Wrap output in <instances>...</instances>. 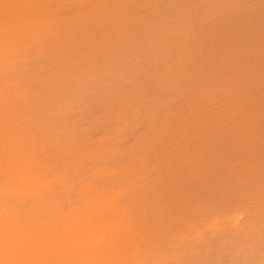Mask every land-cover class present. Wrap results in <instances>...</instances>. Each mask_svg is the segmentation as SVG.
<instances>
[{
    "label": "rangeland",
    "instance_id": "obj_1",
    "mask_svg": "<svg viewBox=\"0 0 264 264\" xmlns=\"http://www.w3.org/2000/svg\"><path fill=\"white\" fill-rule=\"evenodd\" d=\"M31 2L32 19L18 25L13 44L19 48L11 57L4 49L7 40L0 41L5 58L0 57V122L6 123L0 124V164L7 160V138L9 145L18 140L35 159L42 157L32 172L49 168L45 173L53 181L47 192L1 193L0 209L20 210L35 225L55 217L65 222L70 209H81V201L117 191L116 206L128 215L134 210L129 222L140 234L135 233L148 235L143 248L146 244L159 259H150L152 264H264V0ZM14 10L23 12L19 6ZM6 13L0 10V22ZM67 161L75 164L63 170ZM3 167L0 182L14 184ZM95 169H106L107 176L104 170L100 177L96 171L92 175ZM86 183L98 187L89 192ZM236 212L240 216L233 222Z\"/></svg>",
    "mask_w": 264,
    "mask_h": 264
},
{
    "label": "bare ground",
    "instance_id": "obj_2",
    "mask_svg": "<svg viewBox=\"0 0 264 264\" xmlns=\"http://www.w3.org/2000/svg\"><path fill=\"white\" fill-rule=\"evenodd\" d=\"M2 1V0H1ZM9 1V2H8ZM7 2L5 1V3L7 4L6 6L5 5H3L2 6V3H1V6H0V10H5V12L7 11L8 12V14H7V16H6V18H7V20H5V22L3 21V22H0V41H2V39L3 38H5L7 41H6V44L4 43V45H5V47H4V49L5 48H7L5 51H6V53H14V51L16 50V48L18 47L19 48V46H17L16 48H14L15 46H14V44H13V36H14V34H15V32H18L17 30H18V28H20V26H18V25H20L21 24V22L23 21V19H25V17H26V19H28V17L29 18H31L32 19V17L31 16H29L30 14V12H29V7L31 6L30 5V3L31 4H33L32 2H31V0H8ZM43 1V0H42ZM55 1V0H54ZM95 1V0H94ZM96 1H99V0H96ZM200 1V0H199ZM45 2H46V0H45ZM113 2V1H112ZM246 2V1H245ZM5 3H3V4H5ZM54 3V2H53ZM53 3H52V5H53ZM56 3V2H55ZM104 3H106V2H104ZM115 3H116V1H115ZM129 3V2H128ZM127 3V4H128ZM58 4V3H57ZM76 4V3H75ZM123 4V3H122ZM135 4V3H134ZM51 5V6H52ZM67 5V4H66ZM65 5V6H66ZM80 5V4H79ZM106 5V4H105ZM105 5L103 6V7H105ZM17 6H19L20 8H22L23 9V12H20V13H17V11H12V7L13 8H15V7H17ZM64 6V7H65ZM93 6H95V5H93ZM98 6V5H97ZM101 6H102V3H101ZM101 6H99V7H101ZM33 7V6H32ZM31 7V8H32ZM25 8H27L26 9V11L24 12V10H25ZM36 8V7H35ZM57 8V7H56ZM93 7H91V9H92ZM118 8V7H117ZM127 8V7H126ZM174 8V7H173ZM62 9V8H61ZM94 9V8H93ZM97 9V8H96ZM108 9V8H107ZM110 9V8H109ZM112 9V8H111ZM121 9V8H120ZM125 9V8H124ZM67 10V9H66ZM69 11V10H68ZM86 11H87V9H86ZM93 11V10H92ZM101 11V10H100ZM104 11H105V9H104ZM210 11V10H209ZM29 12V13H28ZM38 12V11H37ZM49 12V11H48ZM81 12H82V10H81ZM98 12V11H97ZM111 12V11H110ZM125 12V11H124ZM224 12V11H223ZM122 13V12H121ZM83 14V13H82ZM85 14H87V12H85ZM125 14H126V12H125ZM152 14V13H151ZM37 15H38V13H37ZM101 15V14H100ZM137 15H138V13H137ZM189 15V14H188ZM28 16V17H27ZM41 16V15H40ZM52 16V15H51ZM80 16V15H79ZM86 16V15H85ZM84 16V17H85ZM92 16V15H91ZM206 16V15H205ZM1 17V16H0ZM2 17H3V15H2ZM222 17V16H221ZM6 18H4V19H6ZM40 18V17H39ZM38 18V19H39ZM89 18V17H88ZM86 18L88 21H89V19H91V18ZM1 19V18H0ZM42 19H44V18H42ZM41 19V20H42ZM61 19V18H60ZM100 19H101V17H100ZM111 19V18H110ZM93 20V19H92ZM204 20V19H203ZM2 21V20H1ZM30 21V20H29ZM28 21V22H29ZM38 21V20H37ZM49 21V20H48ZM88 21H86L87 23H88ZM95 21V20H94ZM27 22V21H26ZM55 22V21H54ZM61 23L60 24H62V21H60ZM99 22V21H98ZM206 22V21H205ZM19 23V24H18ZM24 23V22H23ZM32 23V22H31ZM36 23H38V22H36ZM41 23V22H40ZM39 23V24H40ZM44 23V22H43ZM52 23V22H51ZM66 23V22H65ZM90 23H92V22H90ZM100 23V22H99ZM143 23H145V22H143ZM159 23V22H158ZM64 24V23H63ZM105 24V23H104ZM31 25V24H30ZM54 25V24H53ZM123 25V24H122ZM32 26V25H31ZM36 26H37V24H36ZM36 26H35V30H36ZM41 26V25H40ZM40 26L38 27V28H40ZM51 26H52V24H51ZM132 26V25H131ZM26 27V26H25ZM33 27V26H32ZM50 27V26H49ZM55 27H57V25L55 26ZM61 27H62V25H61ZM149 27V26H148ZM31 28V27H30ZM46 28V27H45ZM80 28H81V26H80ZM125 28V27H124ZM166 28V27H165ZM48 29V28H47ZM50 29V28H49ZM115 29V28H114ZM39 30V29H38ZM78 30V29H77ZM162 30V29H161ZM21 31V30H20ZM79 31V30H78ZM23 32H25V31H23ZM26 32H28L29 33V31H27L26 30ZM26 32L25 33H23V34H26ZM33 32V31H32ZM32 32H30V33H32ZM47 32V31H46ZM20 33V32H19ZM40 33V32H39ZM55 33V32H54ZM65 33V32H64ZM84 33H86V32H84ZM93 33V32H92ZM42 34V33H41ZM44 34V33H43ZM58 34V33H57ZM71 34V33H70ZM17 35V34H16ZM27 35H29V34H27ZM54 35V34H53ZM83 35V34H82ZM81 35V36H82ZM186 35V34H185ZM11 36V37H10ZM30 36H32V35H30ZM76 36V35H75ZM110 36V35H109ZM120 36V35H119ZM10 37V38H9ZM34 37V36H33ZM67 37V36H66ZM80 37V36H79ZM59 38V37H58ZM73 38V37H72ZM86 38V37H85ZM106 38V37H105ZM24 39V38H23ZM26 39V38H25ZM33 39V38H32ZM41 39V38H40ZM39 39V40H40ZM42 39H43V37H42ZM65 39V38H64ZM69 39V38H68ZM93 39V38H92ZM102 39V38H101ZM124 39V38H123ZM126 39V38H125ZM16 40V39H15ZM131 40V39H130ZM16 41H18V40H16ZM19 41H20V39H19ZM22 41V40H21ZM24 41V40H23ZM75 41V40H74ZM80 41V40H79ZM132 41V40H131ZM66 42V41H65ZM88 42V41H87ZM103 42V41H102ZM22 43V42H21ZM107 43V42H106ZM105 43V44H106ZM144 43V42H143ZM3 44V43H2ZM1 44V45H2ZM13 44V45H12ZM17 45H18V43H16ZM31 44V43H30ZM117 44V43H116ZM138 44V43H137ZM21 45V44H20ZM32 45H34V44H32ZM3 46V45H2ZM2 46H0V47H2ZM13 46V47H12ZM49 46V45H48ZM56 46V45H55ZM29 47V46H28ZM32 47V46H31ZM34 47V46H33ZM3 48V47H2ZM1 48V49H2ZM25 48V47H24ZM57 48V47H56ZM3 49V50H4ZM21 49V48H20ZM2 50V51H3ZM28 50V49H27ZM55 50H57V49H55ZM54 50V51H55ZM60 50V49H59ZM74 50H76V49H74ZM73 50V51H74ZM125 50V49H124ZM181 50V49H180ZM1 51V50H0ZM29 51V50H28ZM43 51V50H42ZM4 52V51H3ZM24 52H27V51H24ZM30 52V51H29ZM60 52V51H59ZM1 53V52H0ZM18 54V53H17ZM20 54H21V52H20ZM26 54V53H25ZM41 55V54H40ZM3 56H5V54L3 55ZM18 56V55H17ZM26 56V55H25ZM24 56V57H25ZM42 56V55H41ZM65 56V55H64ZM1 57V56H0ZM6 57V56H5ZM10 57H11V54H10ZM12 57H14V56H12ZM66 57V56H65ZM80 57V56H79ZM133 57V56H132ZM2 59L4 58V57H1ZM0 58V59H1ZM129 58V57H128ZM5 59V58H4ZM7 59H8V57H7ZM13 60V58H10V60ZM25 59V58H24ZM18 60V59H17ZM23 60V59H22ZM21 60V61H22ZM2 61V60H1ZM85 61V60H84ZM2 63H4V62H2ZM14 63V62H13ZM18 62H16V64H17ZM21 62H19V64H20ZM52 63V62H51ZM15 64V63H14ZM15 64V65H16ZM68 65V64H67ZM99 66V65H98ZM97 66V67H98ZM10 67V66H9ZM16 68V67H15ZM36 68V67H35ZM3 69V68H2ZM1 69V70H2ZM7 69V68H6ZM90 69V68H89ZM10 70H11V68H10ZM12 70H14V69H12ZM17 70H18V68H17ZM64 71V70H63ZM74 71V70H73ZM16 72H14V74H15ZM5 74H6V72H5ZM4 74V75H5ZM12 74V73H11ZM13 74V75H14ZM1 75V74H0ZM8 75V74H7ZM13 77V76H12ZM20 77V76H19ZM8 80H11V79H9V78H11V77H9V76H7L6 77ZM14 78V77H13ZM12 78V80H14ZM23 78V77H22ZM3 79V78H2ZM5 79V78H4ZM7 80V81H8ZM16 80V79H15ZM18 80V79H17ZM23 80V79H22ZM53 80V79H52ZM65 80V79H64ZM2 82V81H1ZM10 82H12V81H9V83ZM18 82V81H17ZM16 82V83H17ZM30 82V81H29ZM4 83V82H3ZM14 84V85H17V84ZM7 84H8V82H7ZM18 84H19V82H18ZM6 85V84H5ZM10 85V84H9ZM0 87H1V85H0ZM2 87H4V86H2ZM16 87V86H15ZM5 88V87H4ZM4 88H2V89H4ZM7 88V87H6ZM1 89V88H0ZM14 90V89H13ZM2 91V90H1ZM28 91H30L29 89H28ZM5 91H3V93H4ZM17 93V92H16ZM7 94H8V92H7ZM33 94H34V92H33ZM14 95H15V92H14ZM18 95V94H17ZM20 95V94H19ZM22 95V94H21ZM37 95V94H36ZM7 96V95H6ZM24 96V95H23ZM31 96V95H30ZM9 97V96H8ZM22 99H23V97L22 96H20ZM28 97V96H27ZM39 97V96H38ZM19 98V96L17 97V99ZM26 98V97H25ZM28 98H30V97H28ZM6 99V98H5ZM8 99V98H7ZM21 99V100H22ZM32 99V98H31ZM120 99V98H119ZM3 100V99H2ZM1 100V101H2ZM16 100V99H15ZM25 100V99H24ZM11 101V100H10ZM26 101V100H25ZM31 101V100H30ZM29 102V101H28ZM27 102V103H28ZM3 103V102H2ZM5 103H6V101H5ZM35 103V102H34ZM19 104H23V103H19ZM18 104V105H19ZM32 105H33V103H31ZM43 104V103H42ZM6 105H8V104H6ZM10 105V104H9ZM27 105V104H26ZM37 105V104H36ZM15 106V105H14ZM31 106V105H30ZM45 106V105H44ZM35 107V106H34ZM7 108V107H6ZM2 109H4V108H2ZM11 109H12V107H11ZM15 109V108H14ZM13 109V110H14ZM18 109V108H17ZM21 109V108H20ZM28 109V108H27ZM4 111V110H3ZM29 111V110H28ZM9 113L11 112V111H8ZM15 112H18L17 110L15 111ZM31 112V111H30ZM35 111L33 110V112H32V114L34 113ZM42 112V111H41ZM21 114V113H20ZM22 114H24V113H22ZM31 114V113H30ZM50 114V113H49ZM10 115V114H9ZM15 116H17V115H15ZM23 116V115H22ZM32 116V115H31ZM49 116V115H48ZM2 117H3V115H2ZM2 117H1V119H2ZM21 117V116H20ZM27 117V116H26ZM47 117V116H46ZM99 117V116H98ZM6 118V117H5ZM10 118V117H9ZM34 118V117H33ZM12 119V118H11ZM21 119H23V118H21ZM27 119H28V117H27ZM34 119H37V118H34ZM6 120H7V118H6ZM5 120V121H6ZM38 120V119H37ZM46 120V119H45ZM124 120V119H123ZM12 121H15V119L14 120H12ZM19 121V120H18ZM29 121V120H28ZM35 121V120H34ZM41 121V120H40ZM126 121V120H125ZM3 123H5V122H3L2 121V123L0 122V124H3ZM17 123V122H16ZM25 123V122H24ZM6 124V123H5ZM11 123H9L8 124V126L10 125ZM13 124V123H12ZM11 124V125H12ZM23 124V123H22ZM31 124V123H30ZM39 124H40V122H39ZM51 124V123H50ZM16 125V124H15ZM29 125V124H28ZM48 125V124H47ZM53 125V124H52ZM2 126V125H1ZM0 126V127H1ZM18 126V125H17ZM24 126V125H23ZM26 126V125H25ZM63 126V125H62ZM3 127H4V125H3ZM7 127V126H6ZM11 127V126H10ZM28 127V126H27ZM26 127V128H27ZM30 127H31V125H30ZM34 127V126H33ZM42 127H44V125L42 126ZM25 128V129H26ZM40 127L38 126V129H39ZM1 129V128H0ZM9 129H11V128H9ZM21 129H22V126H21ZM24 129V128H23ZM117 129H119V128H117ZM14 130V129H13ZM53 130H54V128H53ZM6 131V130H5ZM15 131H17V130H15ZM57 131V130H56ZM22 132H24L23 130H22ZM22 132H21V134H22ZM36 132H37V130H36ZM114 132V131H113ZM1 133H3L4 134V131H3V129H2V131L0 132V134ZM6 133V132H5ZM12 133V132H11ZM10 133V134H11ZM26 133V132H25ZM35 133V132H34ZM33 133V134H34ZM13 135H16L15 133H14V131H13V133H12ZM12 134L10 135V137L12 136ZM31 134V133H30ZM38 134H39V131H38ZM120 134V133H119ZM19 135V134H18ZM27 135H29V134H27ZM36 135V134H35ZM118 135V134H117ZM22 136H24L23 134L20 136V137H22ZM26 136V135H25ZM34 136V135H33ZM33 136H31V137H33ZM70 136V135H69ZM111 136V135H110ZM115 136V135H114ZM1 137H3V135L1 136ZM7 138V135H5L3 138ZM34 137H38V136H34ZM46 137H48V136H46ZM64 137V136H63ZM74 137V136H73ZM102 137V136H101ZM12 138V137H11ZM24 138V137H23ZM28 137H26L25 139H27ZM45 138V137H44ZM43 138V139H44ZM52 138V137H51ZM68 138V137H67ZM10 139V138H9ZM103 139V138H102ZM110 139V138H109ZM2 140V139H1ZM3 140H5V139H3ZM32 140V139H31ZM71 140V139H70ZM7 141L8 142H10L9 140H8V138H7ZM12 141V140H11ZM16 141H18V140H16ZM16 141H15V143L14 144H12V145H9L8 144V142H7V147L6 148H9V150L8 149H6V153H8V155H7V158H5V159H7L6 160V162L4 161L3 162V164L2 165H8L9 167H3L1 164V166L0 167H3V168H6V170L5 171H7V174H8V176H10L11 177V179H12V182H13V180L15 179V182H14V184H9V182L7 183V182H4L3 183V181L5 180H3L2 182H0V194L1 193H5V192H11L12 194L13 193H17V194H20L21 192L22 193H30V192H33L34 194H35V192H39L40 190L41 191H46V190H44L45 188H48L47 186L48 185H50L51 186V184H52V182L51 181H53V179L51 180V178L48 176V169L46 168L45 169V167L44 166H46V165H44L43 167H44V170L45 171H47V173L48 174H46L45 173V171L43 170V167L41 168L42 169V171H44V173L42 172V173H38V172H35L34 170V172H32V169L34 168V165H36V164H38L37 163V161L36 160H38V162L42 159V157H41V159H37V157H36V159H35V157L33 156V152L31 151V149H33L34 150V148L32 147L31 149H29L31 152H29L28 150H26L24 147H22L23 146V143H21V144H18V143H20V142H18V143H16ZM30 141V140H29ZM33 141V140H32ZM31 141V142H32ZM47 141V140H46ZM3 142V141H2ZM1 142V144L3 145L4 143H2ZM14 142V140L11 142V143H13ZM25 142V141H24ZM29 143V142H28ZM34 143V142H33ZM37 143V142H36ZM69 143V142H68ZM76 143V142H75ZM96 143V142H95ZM5 144H6V142H5ZM38 144V143H37ZM142 144V143H141ZM1 145V146H2ZM20 145H22V146H20ZM33 145V144H32ZM31 144H30V146H32ZM36 145V144H35ZM28 147H27V149L29 148V145H27ZM74 146V145H73ZM95 146V145H94ZM4 147H5V145H4ZM11 147V148H10ZM66 147V146H65ZM76 147V146H75ZM37 148H39V147H37ZM98 148V147H97ZM114 148V147H113ZM40 149H44V148H40ZM67 149H69V148H67ZM78 149V148H77ZM90 149V148H89ZM131 149V148H130ZM133 149V148H132ZM0 150H1V148H0ZM2 150H4V148L2 149ZM35 150H36V148H35ZM57 150V149H56ZM72 150V149H71ZM118 150V149H117ZM117 150H116V152H117ZM121 150V149H120ZM142 150V149H141ZM42 151V150H41ZM81 151V150H80ZM84 151V150H83ZM140 151V150H139ZM3 152H5V151H3ZM37 152H40V151H37ZM43 152V151H42ZM70 152V151H69ZM75 152V151H74ZM145 152V151H144ZM2 153V152H1ZM1 153H0V155H1ZM59 153V152H58ZM63 153V152H62ZM61 153V154H62ZM66 153V152H65ZM71 153V152H70ZM76 153V152H75ZM75 153H74V155H75ZM85 154H86V152H84ZM102 153V152H101ZM108 153V152H107ZM110 153V152H109ZM139 153V152H138ZM34 154H37L36 152L34 153ZM39 155H40V153H38ZM38 154H37V156H38ZM60 154V153H59ZM69 154V153H68ZM77 154H78V152H77ZM85 154H83V155H85ZM103 154V153H102ZM111 154V153H110ZM113 154H115V153H113ZM45 155V154H44ZM54 155H55V153H54ZM67 155V154H66ZM144 155V154H143ZM70 156H71V154H70ZM135 156V155H134ZM139 157H141L142 156V154L141 155H138ZM146 156V155H145ZM6 157V156H5ZM45 157H47V155L45 156ZM138 157V158H139ZM80 158V157H79ZM145 158V157H144ZM143 157L142 158H140L141 159V161H142V159H144ZM1 159H3V157L1 156ZM35 159V160H34ZM65 159V158H64ZM137 159V158H136ZM140 159H139V162H140ZM68 160V159H67ZM69 160H72V159H70L69 158ZM128 160H130V158L128 159ZM138 160V159H137ZM42 161V160H41ZM40 161V162H41ZM156 161V160H155ZM0 162H1V160H0ZM72 162V161H71ZM93 162V161H92ZM95 162V161H94ZM129 161H127V163H128ZM132 162H133V160H132ZM43 162H41V164H42ZM46 163V162H45ZM47 163H48V161H47ZM69 163H70V161H69ZM141 163V162H140ZM145 162H143L142 164H144ZM150 163V162H149ZM66 164H68V161L66 162ZM65 163L63 164V165H66ZM72 164L73 163H70V164H68L67 165V167H66V169H63V170H68L69 168H68V166L70 167V169H71V166H72ZM74 164H75V162H74ZM73 164V165H74ZM78 164H79V162H78ZM80 164H81V162H80ZM134 164V163H133ZM126 165H128V164H126ZM130 165V164H129ZM156 165V164H155ZM40 166V163L38 164V166L37 167H39ZM85 166V165H84ZM93 166H94V164H93ZM122 166H123V164H122ZM141 166V165H140ZM103 167V166H102ZM130 167H131V165H130ZM147 167V166H146ZM3 168H1V169H3ZM121 168V167H120ZM120 168H119V170H120ZM132 168H134V167H132ZM142 168L144 169V167L142 166ZM141 168V169H142ZM37 169V168H36ZM40 169V170H41ZM108 169V168H107ZM114 169V171L115 170H117L118 168H113ZM113 169H111V171L112 172H114L113 171ZM122 169V168H121ZM140 169V168H139ZM141 169H140V171H141ZM146 169V168H145ZM4 170H3V172H4ZM50 170V169H49ZM100 170H102V171H100ZM103 170L104 169H99V171L97 170L96 171V169L95 170H93L92 171V175H93V173H94V171H96V173L97 172H101L100 174L98 173V175H99V177H100V175H102V172H103ZM106 170V169H105ZM104 170V175H106V171ZM124 171H125V166H124V169H123ZM133 170V169H132ZM131 170V171H132ZM152 170V169H151ZM157 170V169H156ZM55 171V170H54ZM127 172L128 171H130V168L128 169V170H126ZM130 171V172H131ZM134 171V170H133ZM133 171H132V173H133ZM2 172V171H1ZM0 172V173H1ZM50 172H51V170H50ZM65 174H67V172H65V171H63ZM111 172V173H112ZM130 172H129V174H130ZM56 173V172H55ZM55 173H51V175L52 174H55ZM59 173V172H58ZM57 173V174H58ZM83 173V172H82ZM109 173H110V171H109ZM145 173V172H144ZM148 173V172H147ZM1 174H3V173H1ZM65 174H62L61 173V175L63 176V175H65ZM108 174V173H107ZM127 174V173H126ZM136 174V173H135ZM140 174V173H139ZM6 174L4 173V175L3 176H5ZM56 175V174H55ZM54 175V176H55ZM61 175H60V173H59V176L61 177ZM95 175V174H94ZM97 175V174H96ZM97 175V176H98ZM144 175V174H143ZM7 176V175H6ZM13 176H14V179H13ZM107 176V175H106ZM105 176V177H106ZM134 176V175H133ZM56 177H58V176H56ZM60 177L58 178V179H60ZM104 177V178H105ZM142 177H144V176H142ZM3 178V177H2ZM103 178V177H102ZM129 178V177H128ZM146 178V177H145ZM54 179L55 180H57V178H55L54 177ZM68 179H71L72 181L74 180V179H72V178H68ZM67 179V181H69ZM98 179V178H97ZM100 179V178H99ZM137 179V178H136ZM142 179V178H141ZM75 180H77V179H75ZM94 180V179H93ZM102 180V179H101ZM101 180H99V181H101ZM140 180V179H139ZM0 181H1V179H0ZM105 181V180H104ZM115 181V180H114ZM134 181H137V180H135V178H134ZM94 182V181H93ZM118 182V181H117ZM1 183H3V184H1ZM51 183V184H50ZM56 182H54V184H55ZM70 183H72V182H70ZM99 183V182H98ZM132 183V182H131ZM134 183V182H133ZM86 184H90V183H86ZM100 184V183H99ZM107 184V183H106ZM113 184H114V182H113ZM118 184V183H117ZM136 184V183H135ZM71 184H69V186H70ZM73 185V184H72ZM129 185H130V183H129ZM128 185V186H129ZM133 185L134 184H132V186H130L131 188L133 187ZM49 186V187H50ZM68 186V185H67ZM89 186H91V187H93V186H96V185H89ZM89 186H86V187H89ZM127 186V187H128ZM145 186V185H144ZM84 187H85V185H84ZM91 187H90V189L88 188V189H86V190H88L89 192H90V190H92L93 191V189H94V191H95V188L97 189V187H93L92 189H91ZM82 188H83V185H82ZM104 188H106V187H104ZM131 188H127V190L128 189H131ZM81 189V188H80ZM118 189V188H117ZM123 189H125V188H123ZM133 189H136V188H132L131 189V191L133 190ZM139 189V188H138ZM49 190V189H48ZM66 190V189H65ZM79 190V189H78ZM84 190V189H83ZM86 190H84V191H86ZM107 190V189H106ZM105 190V191H106ZM110 190H112L113 191V189H110ZM109 190V188H108V191H110ZM83 191V192H84ZM104 191V190H103ZM114 191H116L115 189H114ZM141 191V190H140ZM47 192V191H46ZM87 192V191H86ZM98 192H99V190H98ZM100 192H102V191H100ZM99 192V193H100ZM134 192V191H133ZM40 193V192H39ZM49 193V192H48ZM71 193V192H70ZM104 193H106V192H103L102 194L104 195ZM110 193V192H109ZM112 193V195H110L109 194V197H105V196H97L98 195V193L96 194V197H94V194H93V197L94 198H90V199H87V200H85V198H84V202H82L81 201V203H82V205H81V209H76V210H74V209H70V210H72L70 213L68 212V216H67V218H66V221L65 222H58V220L57 221H55L56 220V217L55 218H53L51 221L49 220V222H47L46 223V221H44L42 224L40 223L39 225H35V224H32V223H30V222H28V221H26L25 219H24V217H23V215H24V213L23 212H21L20 210L19 211H14V210H7V209H3V208H5V207H1V209H0V264H152V263H150V259H153L154 260V263H158V258H157V256H155L154 254H153V252L151 251V250H153V249H150V248H147L146 247V244H145V247L143 248V245H142V243H144V242H142L143 241V239L144 240H146V235H144V236H142V235H138V234H136L139 230H136V231H134L136 228H134V230H133V228H132V225H131V223L129 222L131 219L130 218H132L131 216H132V212L134 211H131V213H130V215H128L129 213H127L126 211L127 210H125V208H124V206H121V207H123L122 209L120 208H118L116 205H117V203H116V198H117V191L116 192H111ZM119 193V192H118ZM120 193H121V191H120ZM124 193H126L127 194V192H123V194H121V196L122 195H124ZM129 193H131L130 192V190H129ZM31 194V193H30ZM42 194H43V196H44V194L45 193H43L42 192ZM101 193H100V195H102ZM125 194V195H126ZM1 195H3V194H1ZM37 195V194H36ZM46 195H48L47 193H46ZM55 195V194H54ZM57 195V194H56ZM14 195H12V197H13ZM39 196V195H38ZM37 196V197H38ZM26 197V196H25ZM125 197V196H124ZM11 198V197H10ZM136 198V197H135ZM18 199H19V196H18ZM28 199V198H27ZM38 199V198H37ZM11 200V199H10ZM13 200V199H12ZM82 200H83V198H82ZM2 201V200H1ZM51 201H54L53 199L51 200ZM11 202V201H10ZM13 202V201H12ZM11 202V203H12ZM15 202V201H14ZM13 202V203H14ZM38 203V202H37ZM46 203V202H45ZM52 203V202H51ZM80 203V204H81ZM134 203V202H133ZM1 204H3V203H1L0 202V205ZM9 204V203H8ZM27 204V203H26ZM39 204V203H38ZM47 204V203H46ZM55 205H56V202L54 203ZM64 204V203H63ZM129 204V203H128ZM139 204V203H138ZM37 205V204H36ZM48 205V204H47ZM51 205V204H50ZM49 205V206H50ZM121 205V204H120ZM123 205H124V203H123ZM134 205V204H133ZM197 205H198V203H197ZM4 206H6V205H4ZM25 206V205H24ZM41 206V205H40ZM160 206V205H159ZM7 207V206H6ZM46 207V206H45ZM76 207H77V205H76ZM127 207V206H126ZM23 208V207H22ZM61 208V207H60ZM236 208V207H235ZM19 209V208H18ZM24 209V208H23ZM22 209V210H23ZM52 210H54L53 208H51ZM59 209V207H57V210ZM62 209V208H61ZM198 209V208H197ZM69 210V211H70ZM138 210H140V209H138ZM142 210V209H141ZM234 210V209H233ZM238 210V209H237ZM33 211H35L34 209H33ZM55 211H56V209H55ZM151 211V210H150ZM26 213H27V211H26ZM31 213V212H30ZM232 213V212H231ZM237 213V212H236ZM238 213H240L241 215H242V213L239 211ZM237 213V214H238ZM28 214V213H27ZM46 214V213H45ZM57 214H58V212H57ZM62 214V213H61ZM236 214V215H237ZM247 214V213H246ZM60 215V214H59ZM235 215V214H234ZM233 216V218H231L232 219V221L234 222V220L236 221L238 218H239V214H238V216ZM37 216V215H36ZM47 216V215H46ZM142 216V215H141ZM217 216V215H216ZM215 216V217H216ZM136 217V216H135ZM135 217H133V218H135ZM162 217V216H161ZM227 216H225V218H226ZM238 217V218H237ZM264 217V216H263ZM35 218V217H34ZM58 218V217H57ZM60 218V217H59ZM219 218V217H218ZM224 218V217H223ZM224 218V220H226ZM36 219V218H35ZM43 219H45V217L43 218ZM191 219V218H190ZM193 219H194V217H193ZM222 219V218H221ZM234 219V220H233ZM136 220V219H135ZM137 220H138V218H137ZM136 220V221H137ZM177 220V219H176ZM216 220V219H215ZM215 220H212V221H214L213 222V224H215V223H217V222H215ZM218 220H220V219H218ZM217 220V221H218ZM223 220V219H222ZM228 220V219H227ZM255 220V219H254ZM60 221H62V220H60ZM139 221V220H138ZM146 221V220H145ZM200 221V220H199ZM35 222V221H34ZM132 222H135L134 221V219H133V221ZM203 222V221H202ZM202 222H197V223H202ZM210 222V221H209ZM224 222V221H223ZM226 222H228V221H226ZM229 222H231V221H229ZM228 222V223H229ZM148 223V222H147ZM152 223V222H151ZM190 223V222H189ZM188 222H187V224H189ZM207 223V222H206ZM212 223V222H211ZM220 223V222H219ZM210 224V223H209ZM223 224V223H222ZM222 224H221V226H222ZM231 224H232V222H231ZM234 224V223H233ZM232 224V225H233ZM198 224H196V226H197ZM205 225V224H204ZM206 225H208V224H206ZM235 225V224H234ZM233 225V226H234ZM236 225H239V224H236ZM244 225V224H243ZM151 226V225H150ZM158 226V225H157ZM190 226H192V225H190ZM195 226V227H196ZM214 226V225H213ZM218 226V225H217ZM231 226V225H230ZM148 227V226H147ZM201 227H202V225H201ZM208 227V228H207ZM206 228L207 229H209V226H207ZM210 227H212V224L210 225ZM214 227H216V226H214ZM213 227V228H214ZM154 228V227H153ZM186 228V227H185ZM188 228V227H187ZM190 228V227H189ZM197 228H199L198 226H197ZM196 228V229H197ZM218 228V227H217ZM217 228H216V230H217ZM221 228V227H220ZM219 228V229H220ZM151 229V228H150ZM183 229H184V227H183ZM194 229V228H193ZM195 229V231H197ZM203 229L204 228H202V233H204L203 232ZM215 229V228H214ZM219 229H218V231H219ZM222 229V228H221ZM199 230V229H198ZM216 230H211V231H213V232H216ZM145 232H146V230H144ZM157 231V230H156ZM169 231V230H168ZM174 231V230H173ZM186 231V230H185ZM191 231H193V230H191ZM206 233H207V231L206 230H204ZM136 232V233H135ZM176 232H178V231H176ZM175 232V233H176ZM184 232V231H183ZM188 232V231H187ZM139 233V232H138ZM170 233V232H169ZM171 233H172V231H171ZM175 233H172L173 235H175ZM191 233V232H190ZM194 233V235H196L197 236V233L196 232H193ZM196 233V234H195ZM201 233V232H200ZM200 233H198V234H200ZM140 234V233H139ZM143 234V233H142ZM180 234V233H179ZM179 234H178V236H179ZM205 234V233H204ZM150 235V234H149ZM170 235V234H169ZM206 235V234H205ZM148 236V235H147ZM177 236V235H176ZM175 236V237H176ZM177 236V237H178ZM182 236L183 237H187V235L186 236H184L183 234H182ZM181 236V237H182ZM193 236V235H192ZM209 236V235H208ZM155 237V236H154ZM170 237V236H169ZM168 237V238H169ZM174 237V238H175ZM195 237V236H194ZM200 236H198V238H199ZM205 237V236H204ZM211 238H212V235L210 236ZM153 238V237H152ZM167 238V237H166ZM173 238V237H172ZM179 238V237H178ZM190 238V237H189ZM198 238H196L195 240H197ZM202 238V237H201ZM162 239V238H161ZM170 239V238H169ZM181 239V238H180ZM179 239V240H180ZM184 239H186V238H184ZM184 239H182V240H184ZM200 239V238H199ZM174 240V239H173ZM178 240V239H177ZM187 240V239H186ZM194 240V241H195ZM202 240V239H201ZM150 241H151V239H150ZM149 241V242H150ZM170 241V240H169ZM189 241V240H188ZM197 241H199V240H197ZM171 242V241H170ZM169 242V244H170V246L172 245L171 243ZM174 242H175V240H174ZM179 242V241H178ZM182 242V241H181ZM180 242V243H181ZM184 242V241H183ZM220 242V241H219ZM148 243V242H147ZM161 243V242H160ZM197 243V242H196ZM149 244V243H148ZM164 244H165V242H164ZM168 244V245H169ZM177 244V243H176ZM176 244L173 246V249H175L174 247L176 246ZM179 244V243H178ZM178 244H177V246H178ZM211 244V243H210ZM154 245L155 246H151L152 248H154V247H156V244L154 243ZM158 245V244H157ZM162 245V244H161ZM184 246V244L182 243L180 246L181 247H183ZM195 245V244H194ZM169 246V247H170ZM176 246V247H177ZM180 246H178V247H180ZM192 247V246H191ZM167 248V247H166ZM172 248V247H171ZM184 248V247H183ZM159 249V248H158ZM157 249V250H158ZM173 249H171V250H173ZM177 249V248H176ZM179 249V248H178ZM156 250V251H157ZM167 250V249H166ZM165 250V251H166ZM183 249H179V251H181L182 252V255L184 254L183 253V251L185 250H183ZM198 250V249H197ZM176 251V250H175ZM188 251V250H187ZM187 251H185V252H187ZM157 252H159V251H157ZM174 251H172V252H170L171 254L173 253ZM181 252H177L179 255H180V253ZM158 254V253H157ZM160 254H161V252H160ZM164 254V253H163ZM171 254H169L170 255V257H171ZM193 254V253H192ZM154 255V256H153ZM175 255H176V253H175ZM174 255V256H175ZM185 255V254H184ZM162 256H164V255H162ZM162 256H161V258H162ZM174 256L172 257V258H174ZM176 256H178V255H176ZM175 256V257H176ZM192 256V255H191ZM204 256V255H203ZM169 257V258H170ZM205 257V256H204ZM165 258H166V256H165ZM178 258H180L179 256H178ZM183 258V257H182ZM181 258V259H182ZM203 258V257H202ZM177 259V258H176ZM181 259H179V260H181ZM170 261H171V259H169ZM169 260H167V261H169ZM175 261H178V259L177 260H175ZM160 262H161V260L159 261V264H160ZM166 262V261H165ZM162 263V262H161ZM168 263H170V262H168ZM164 264V263H163ZM166 264H167V262H166ZM232 264V263H231Z\"/></svg>",
    "mask_w": 264,
    "mask_h": 264
}]
</instances>
